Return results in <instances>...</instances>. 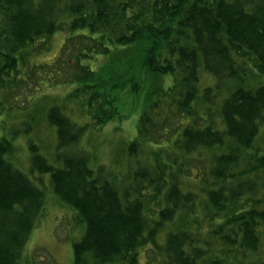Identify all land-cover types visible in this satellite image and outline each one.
<instances>
[{
	"label": "trees",
	"instance_id": "obj_1",
	"mask_svg": "<svg viewBox=\"0 0 264 264\" xmlns=\"http://www.w3.org/2000/svg\"><path fill=\"white\" fill-rule=\"evenodd\" d=\"M63 29L77 70L66 100L99 127L128 82L130 103L140 100L141 108L129 153L155 146L127 179L109 181L78 146L89 125L71 120L64 105L42 107L61 165L34 143L29 165L49 174L55 195L85 224L73 264H264V0H0V91L25 63L27 47L39 42L40 50ZM96 57L104 59L96 70L82 63ZM201 69L214 84L200 92ZM197 103L207 116L202 124ZM16 135H0V264H22L44 207L43 191L5 158ZM202 151L212 152L199 203L180 180L191 176L183 169L189 156L198 160ZM121 179L132 186L121 187ZM178 216L183 223L165 230ZM147 247L161 258L142 261Z\"/></svg>",
	"mask_w": 264,
	"mask_h": 264
},
{
	"label": "rangeland",
	"instance_id": "obj_2",
	"mask_svg": "<svg viewBox=\"0 0 264 264\" xmlns=\"http://www.w3.org/2000/svg\"><path fill=\"white\" fill-rule=\"evenodd\" d=\"M66 38L67 33L63 29L56 31L50 39H45L46 44H41L40 50L36 49L39 42L27 47L25 63L19 65L20 71L11 80V83H7L0 91V135L8 137L11 130L17 132L12 141V153H10L11 155L7 154L5 158L26 175L44 194V207L25 244L22 264H73V243L82 237L85 230V224L76 211L71 206L62 203L53 192L49 174L40 175L30 170L28 150L30 143L38 146L40 153L46 157L49 163L57 167L61 165L55 160V128L50 126L42 116V107L44 108L50 102L60 106L64 105L63 112L71 120L89 125L78 146L88 153L89 167L95 172H98L100 168L109 181H118L119 184L120 176L127 179L128 175H125L127 172L137 171L138 167L144 165V160L150 157L148 155L149 148L155 149L154 143H146L138 149L136 155L129 153L128 146L137 134V120L141 108L138 106L140 100L135 103L136 106L134 103H130L134 96L128 93L130 88L128 82L124 83L122 94L114 102L113 114L106 117L104 123L99 127L93 125L95 119L88 115L84 107L73 100H66L65 97L75 89L77 84L76 80H72L77 70L69 66L71 65L70 55L75 51L69 41L65 40ZM64 44L67 47L62 49ZM57 57L61 60L56 61ZM67 61L68 65L65 64ZM84 62L96 70L99 65L102 67L104 59L96 57L94 61L89 60L82 63ZM51 63H53L51 67H41L43 64ZM102 71L99 75L102 74ZM72 81L76 83L74 84ZM167 83L168 80L163 82V86H166ZM213 84L214 78L201 69L199 91L201 92L205 86ZM194 108L198 112L199 123H205L201 118L207 119L205 109L199 103ZM214 119L219 122L217 113H215ZM175 122L172 120L169 126L172 127ZM159 137L164 138V134L162 133ZM211 152L202 151L198 160L195 157L193 159V155H190L189 166H183L184 158H177L184 171L191 174V176L181 175L180 186L183 191H192L198 194L199 203L204 198L203 192L206 187L202 179H209L201 175L205 176L207 173V163L210 162ZM202 160L205 161V164ZM195 167L198 168L197 173ZM120 183L123 188L132 186L128 180L121 179ZM144 192L143 197L146 198L150 190L146 189ZM148 207H155V205L149 202ZM196 216L200 218L199 210L196 212ZM178 221L183 223L178 216L174 223L167 224L165 230L173 229ZM140 252L142 261L146 254L161 258L158 253L153 254L149 247Z\"/></svg>",
	"mask_w": 264,
	"mask_h": 264
}]
</instances>
